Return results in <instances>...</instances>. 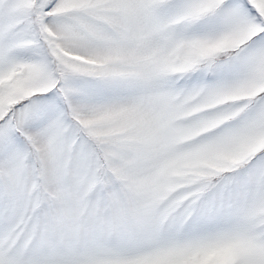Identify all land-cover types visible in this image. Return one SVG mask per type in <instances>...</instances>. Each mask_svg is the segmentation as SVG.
Segmentation results:
<instances>
[{
  "label": "snow or ice",
  "instance_id": "snow-or-ice-1",
  "mask_svg": "<svg viewBox=\"0 0 264 264\" xmlns=\"http://www.w3.org/2000/svg\"><path fill=\"white\" fill-rule=\"evenodd\" d=\"M0 264H264V0H0Z\"/></svg>",
  "mask_w": 264,
  "mask_h": 264
}]
</instances>
